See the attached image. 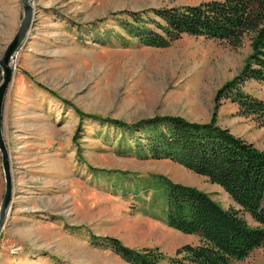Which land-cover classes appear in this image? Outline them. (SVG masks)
Masks as SVG:
<instances>
[{"label":"rangeland","instance_id":"1","mask_svg":"<svg viewBox=\"0 0 264 264\" xmlns=\"http://www.w3.org/2000/svg\"><path fill=\"white\" fill-rule=\"evenodd\" d=\"M207 1L30 0L31 24L9 62L2 104L10 200L0 227V264H128L94 247L92 236L167 255L196 244V236L164 224L157 175L208 194L224 209H240L219 186L178 164L116 153L113 128L95 118L80 126L74 110L125 123L156 115L208 122L216 91L251 52L249 33L239 44L184 35L155 49L99 45L90 32V24L113 13ZM22 20V0H0V61ZM114 24L109 19L99 31L117 30ZM78 25L86 28L81 37ZM242 90L264 102L263 82L247 81ZM217 120L264 151V128L238 116L235 104L223 102ZM5 192L0 152V216ZM231 264H264V243Z\"/></svg>","mask_w":264,"mask_h":264},{"label":"trees","instance_id":"2","mask_svg":"<svg viewBox=\"0 0 264 264\" xmlns=\"http://www.w3.org/2000/svg\"><path fill=\"white\" fill-rule=\"evenodd\" d=\"M109 19L117 30L101 33L100 26ZM90 26L93 43L121 48L165 49L184 35L239 44L245 34L251 35V52L240 72L216 91L208 122L156 115L125 123L74 108L80 126L95 118L113 128L116 153L170 161L204 177L257 224L251 226L239 210L224 209L194 187L157 175L164 224L196 236L197 243L182 245L167 255L157 247L137 250L114 237L92 236L94 247L109 250L128 264H231L246 258L264 243V151L221 127L217 113L229 101L237 106L238 116L252 117L264 128V102L242 90L250 80L264 83V0H211L194 6L122 11ZM78 27L81 37L86 28Z\"/></svg>","mask_w":264,"mask_h":264},{"label":"water","instance_id":"3","mask_svg":"<svg viewBox=\"0 0 264 264\" xmlns=\"http://www.w3.org/2000/svg\"><path fill=\"white\" fill-rule=\"evenodd\" d=\"M29 3H30V0H22V7H23L22 23L16 35L14 36L12 42L8 45L3 55V58L0 61V67L3 71V82L0 86V152L2 154V163H3L5 178H6V192H5L3 204L1 207L0 227L2 225L4 211L7 208L9 200H10V174H9L7 154H6L5 146L2 140V136H1L2 104H3V97H4L5 90L7 89V86L10 83V78H11V69L9 67V62L17 46L24 39L30 27V24H31L33 10Z\"/></svg>","mask_w":264,"mask_h":264}]
</instances>
